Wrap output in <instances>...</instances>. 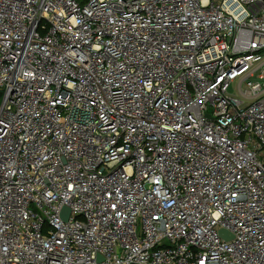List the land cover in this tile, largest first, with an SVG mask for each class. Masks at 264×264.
Segmentation results:
<instances>
[{"label":"built area","instance_id":"1","mask_svg":"<svg viewBox=\"0 0 264 264\" xmlns=\"http://www.w3.org/2000/svg\"><path fill=\"white\" fill-rule=\"evenodd\" d=\"M0 264H264V0H0Z\"/></svg>","mask_w":264,"mask_h":264},{"label":"water","instance_id":"2","mask_svg":"<svg viewBox=\"0 0 264 264\" xmlns=\"http://www.w3.org/2000/svg\"><path fill=\"white\" fill-rule=\"evenodd\" d=\"M69 214H70V210H69L68 208L65 207V208L63 209V211H62V218H63L64 221H67ZM220 236H221L222 238L226 239L227 241L233 239L232 236L228 235V234H227L225 231H223V230L220 232Z\"/></svg>","mask_w":264,"mask_h":264},{"label":"rangeland","instance_id":"3","mask_svg":"<svg viewBox=\"0 0 264 264\" xmlns=\"http://www.w3.org/2000/svg\"><path fill=\"white\" fill-rule=\"evenodd\" d=\"M232 93L237 95L236 87L235 86H233V88H232Z\"/></svg>","mask_w":264,"mask_h":264},{"label":"trees","instance_id":"4","mask_svg":"<svg viewBox=\"0 0 264 264\" xmlns=\"http://www.w3.org/2000/svg\"><path fill=\"white\" fill-rule=\"evenodd\" d=\"M76 1H78L80 3H84L85 0H76Z\"/></svg>","mask_w":264,"mask_h":264}]
</instances>
